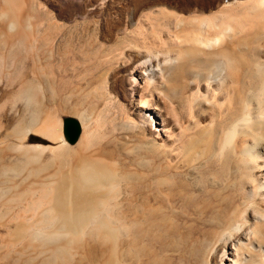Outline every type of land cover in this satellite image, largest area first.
<instances>
[{
	"label": "rangeland",
	"instance_id": "rangeland-1",
	"mask_svg": "<svg viewBox=\"0 0 264 264\" xmlns=\"http://www.w3.org/2000/svg\"><path fill=\"white\" fill-rule=\"evenodd\" d=\"M6 1L0 0V23L7 10ZM201 4V0L26 1L25 10L31 23L40 22L43 27L48 26L46 33L44 31L36 35L27 44L0 43V50L3 52L0 55V264H112L113 261V264H118L122 262V241L125 239L123 243L128 246L135 238L133 233L138 234L137 243L141 244L143 241L144 247H151L155 253L154 258L149 259L150 255L143 256L144 264L230 262L232 243L229 242L226 246L229 259L222 257L226 239L229 237L231 242L237 240L243 231L248 230V225L240 223L221 239L210 241L206 236L207 229L212 225L210 217L202 214L197 205L179 201L176 193L180 183H185L189 190L195 192L205 190L207 186L204 187L203 182L206 177H214L213 174L221 168L227 157L231 158L230 163L237 158L247 159L239 139H247L250 143L256 140L257 145L260 142L264 144V8L262 14L253 11L247 21H233V32L242 36L239 44H233L239 56H243L236 66L240 67L239 70L236 67L229 68L227 77L229 74L230 77H226V81L221 77L223 75L208 80L196 76L198 72L206 73L210 70L209 63L204 60V50L208 46L193 37L191 40L179 24L181 17H191L194 21L196 16L210 17L218 13L216 9L203 8ZM196 20L197 23L189 21V26L195 24L194 27H197L199 20ZM220 21L218 20L221 25ZM206 22L212 26H208ZM206 22L202 35L215 28L214 23ZM57 28L62 30L58 36ZM227 44L231 46L232 43ZM259 49L262 50L261 59L254 54ZM168 52L172 53L171 56ZM142 56L151 60L159 71L156 70L155 74H151L149 70L137 71L136 61ZM234 68L235 72L228 73ZM168 79L171 83L175 81L173 85L170 83L172 86L168 84ZM216 79H220L219 83ZM212 81L216 83L213 84ZM144 102L149 106L151 115L146 119L147 124L143 123L140 114V105ZM64 115H74L84 121L79 138L72 144L63 137ZM218 121L223 123L217 124ZM137 125L145 128L147 125V130L144 132ZM131 134L144 135L145 138L144 146L130 149L129 162H133L132 157L142 155V159L146 160L142 167L164 165L170 169L171 166L170 173L177 178H172L161 188V197L168 201L170 207L169 214L161 222L167 220L163 223L165 230L161 235L156 233L158 230L153 234L144 230L143 233H148L147 236L139 226L132 232L127 231H131L128 226L133 220L130 217L131 220L119 217V211L124 206H130L129 201L125 200V179L120 181L121 170L114 171L113 175L111 173L106 176L107 179H103L110 183H103L105 181L102 180L98 186L94 181L85 183L83 176L76 171L81 166L79 155L94 152L104 144L114 145L119 140H125L134 146ZM27 146L40 148L36 156L24 153L23 147ZM219 156L221 157L218 158ZM259 156L252 157L251 162L264 163V157ZM134 163L137 164L135 160ZM131 167L134 168L135 165ZM176 169L180 170L177 172ZM116 174L119 176L115 177ZM181 176L186 179H181ZM89 200H100L98 206L105 213L92 214ZM86 201L90 205L84 208L83 203ZM120 201L122 204L126 201L125 205H121ZM248 204L243 218L252 219L254 215L264 214L263 203L258 199L251 200ZM75 206L78 210L81 207L84 211L90 210L93 216H107L108 220L103 219L109 224V228L103 225V219L91 216L90 212L84 214L87 216L84 220L74 214L63 217L53 214L54 209L62 211L67 207L66 210L70 211ZM123 220H129V224L124 221L125 227ZM113 228L116 231L118 228L122 230L123 232L118 230L122 236ZM108 231L118 236L110 235ZM249 231L258 238L264 235V228L262 233H252L251 229ZM106 233L112 239H108L109 235ZM127 235L128 238H124ZM119 237L121 241L117 240ZM202 243L205 248L209 247L205 256L198 246ZM113 244L115 248L121 247V250L116 248L119 251H109ZM117 253H120L119 257L116 256ZM106 256H109L108 259ZM139 257L134 259L135 264H143L139 263ZM161 259L164 260L160 261ZM131 262L127 259L124 264Z\"/></svg>",
	"mask_w": 264,
	"mask_h": 264
},
{
	"label": "bare ground",
	"instance_id": "bare-ground-1",
	"mask_svg": "<svg viewBox=\"0 0 264 264\" xmlns=\"http://www.w3.org/2000/svg\"><path fill=\"white\" fill-rule=\"evenodd\" d=\"M27 0H7L5 3L8 4L7 10L5 12L4 18L2 23H0V43H4L7 42L8 44H15L18 42H23V43H29L32 42V40L35 38L36 35H40L41 33H43L45 31L46 33V27L48 26H44L43 27V23L38 22V24H33L31 23V19L30 17L26 14V10H25V3ZM203 2V4H201L203 6V8L205 9H216L218 13H215L214 15L210 16V17H202V16H196L193 19H195L194 21H196L195 23H197L198 19V24L197 27H194L195 24H193V26H189V21H193L191 19V17H181L179 18V24L180 26L182 25L183 30L188 34L187 36H190L191 40L192 37L198 41V42H205L206 45L208 46L206 48V50H204L206 56L203 58L204 60L207 61L208 64V68L210 69L208 72L206 73H201L198 72L196 74V76L198 75L199 77H204L208 78V80L214 78L217 75H223L221 77L224 78V80L226 79V77L228 76L227 71H229V68H233L238 66V62L239 59H241V57L243 56H239L238 52L236 51V49L234 48L233 44H239L241 41L242 36H237V34H235L233 31V21H235L236 19L239 21H247L248 18L250 16H252V12L253 11H257L259 14H262L263 8H264V0H214L212 2H209L208 0H201ZM4 2V1H3ZM196 2V1H195ZM152 3V2H151ZM36 9V8H35ZM29 12V11H28ZM39 15V13H38ZM3 16V15H2ZM39 17V16H38ZM44 20V19H43ZM42 20V22H44ZM218 20H221V25L219 24ZM163 21V20H162ZM166 21V20H165ZM164 21V22H165ZM193 21V23H194ZM208 21L210 23H214V26L212 28H214V31H209L207 32L205 35H202V31H203V27L205 22ZM167 22V21H166ZM37 23V22H36ZM163 23V22H162ZM169 23V22H168ZM207 23V22H206ZM250 23V22H249ZM248 23V24H249ZM257 23V22H255ZM208 25V23H207ZM210 25V24H209ZM208 25V26H209ZM252 25V24H251ZM212 25H210L211 27ZM247 26V25H246ZM258 26V25H257ZM50 27V28H49ZM48 28L51 30V26H49ZM59 27V26H58ZM163 27V26H160ZM221 27V28H220ZM210 28V29H212ZM259 28V27H258ZM57 36L61 34L62 30L57 28ZM49 30V31H50ZM184 32V33H185ZM51 33V32H50ZM249 34V32H246ZM245 33V34H246ZM182 34V33H181ZM180 34V35H181ZM204 34V33H203ZM46 35V34H44ZM48 35V34H47ZM182 36V35H181ZM247 36V34H246ZM47 37V36H46ZM185 37V36H184ZM259 38V37H258ZM188 40V39H187ZM186 40V41H187ZM248 40V39H247ZM185 41V40H184ZM231 42V46L228 45L227 43ZM247 42V41H245ZM1 43V44H2ZM261 43V42H260ZM259 43V44H260ZM0 44V45H1ZM6 44V43H5ZM262 45V44H261ZM249 46V45H248ZM33 47V46H32ZM189 47V46H187ZM191 47V46H190ZM194 47V46H193ZM199 47V46H198ZM197 47V48H198ZM250 47V46H249ZM255 47V46H254ZM196 48V49H197ZM261 48V46H260ZM182 49V48H181ZM200 49V48H199ZM240 49V48H239ZM35 51V50H34ZM178 52L180 50H177ZM176 51V52H177ZM182 51V50H181ZM35 53V52H34ZM169 53V52H168ZM186 53V52H185ZM184 53V55H185ZM246 53V52H245ZM3 52L0 50V55H2ZM36 54V53H35ZM34 54V55H35ZM172 53H169L168 55H170ZM183 54V53H180ZM188 54V53H186ZM195 54V52H194ZM203 54V52H202ZM257 55V57L259 59H261L262 57V50H258V53H255ZM18 55V54H15ZM38 55V54H36ZM197 55V54H196ZM255 55V56H256ZM171 56V55H170ZM195 56V55H194ZM254 56V57H255ZM187 57V56H186ZM196 57V56H195ZM240 57V58H239ZM251 57V56H250ZM177 58V56H176ZM181 58V57H180ZM174 59V58H173ZM190 59V58H189ZM166 60V59H165ZM176 60V59H175ZM197 60V59H195ZM258 60V59H257ZM264 60V59H263ZM181 61V60H180ZM180 61H176V62H180ZM202 61V60H201ZM243 61V60H242ZM242 61L241 65H242ZM137 71L139 69L141 70H149L151 72V74H155L156 70H158V67L155 68V65L152 63L151 60L146 59L144 56L140 57L137 61ZM175 62V63H176ZM199 62V61H198ZM197 62V63H198ZM182 63L184 64V61H182ZM206 63V65H207ZM171 64V63H169ZM168 64V65H169ZM201 64V63H200ZM249 64V63H247ZM165 65V64H164ZM164 65H162L164 67ZM177 65V64H176ZM202 65V64H201ZM205 65V66H206ZM185 66V65H184ZM199 66V64H198ZM174 67V66H173ZM180 67V66H179ZM183 67V66H182ZM186 67V66H185ZM197 67V66H196ZM166 68V67H165ZM199 68V67H198ZM202 68V67H201ZM237 70H239L238 67H236ZM194 69H196L194 67ZM162 70V69H161ZM167 70V69H166ZM165 70V71H166ZM182 71V69H180ZM159 71V70H158ZM235 72V68L234 70H230ZM242 71V70H241ZM172 72V71H171ZM180 72V71H178ZM204 72V71H203ZM232 72V73H234ZM173 73L176 72L174 71ZM171 73V74H173ZM166 74V73H164ZM170 74V73H169ZM166 74V75H169ZM241 74V72H240ZM186 75V74H185ZM232 75V74H231ZM153 76V75H152ZM192 76V75H191ZM239 76V75H238ZM263 76V75H262ZM167 77V76H166ZM178 77V76H177ZM201 77V78H202ZM220 77V76H219ZM230 77V74H229ZM227 77V79L229 78ZM240 77V76H239ZM170 78V77H169ZM179 78V77H178ZM187 78V76L185 77ZM235 77H232V79ZM164 79V78H163ZM176 79V78H175ZM182 79V78H181ZM189 80V78H187ZM191 79V78H190ZM198 79V77H197ZM203 79V78H202ZM260 79V78H259ZM180 80V79H179ZM199 80V79H198ZM218 80V79H216ZM220 80V79H219ZM219 80L216 81L219 83ZM222 80V79H221ZM170 80L168 79L167 82H169ZM192 81V80H191ZM194 81V80H193ZM226 81V80H225ZM225 81H223L224 86H225ZM166 82V83H167ZM175 82V81H174ZM172 82V83H174ZM206 82L208 83V81L206 80ZM205 82V83H206ZM211 82V81H210ZM215 82V83H216ZM221 82V81H220ZM236 82V81H235ZM233 83L234 85H236V83ZM165 83V84H166ZM171 82H169L168 84L170 86H172L170 84ZM185 83V82H184ZM192 83V82H191ZM213 83V81H212ZM213 83V84H215ZM244 83V82H243ZM156 84V83H154ZM166 84V85H168ZM260 84V83H259ZM202 85V84H201ZM209 85V84H208ZM165 86V85H164ZM163 86V88H164ZM176 86V85H175ZM231 86V85H230ZM159 87V86H157ZM167 87V86H166ZM165 87V88H166ZM186 87V86H185ZM209 87H212L211 85ZM226 87V86H225ZM233 87V86H232ZM245 87V86H244ZM177 88V87H176ZM182 88V86H181ZM184 88V87H183ZM182 88V89H183ZM230 88V87H229ZM234 88V87H233ZM263 88V87H262ZM156 89V88H155ZM178 89V88H177ZM239 89V88H238ZM245 89V88H244ZM264 89V88H263ZM167 90V89H166ZM176 90V89H175ZM189 90V88H188ZM181 91V90H180ZM183 91V90H182ZM186 91V90H184ZM239 91V90H238ZM177 92V90L175 91ZM195 92V91H194ZM234 92V91H233ZM235 93V92H234ZM238 94V93H237ZM199 96V95H198ZM197 97V96H196ZM215 98V97H213ZM240 98V97H239ZM243 98V97H241ZM254 98V97H253ZM252 98V99H253ZM246 99V97L244 98ZM200 100V99H198ZM215 100V99H213ZM237 100V99H236ZM256 100V99H255ZM240 101V100H239ZM248 101V100H247ZM264 101V99H263ZM195 102V101H194ZM226 102V101H225ZM224 102V103H225ZM242 102V100L240 101ZM237 103V102H236ZM264 103V102H263ZM196 104V103H195ZM209 104V103H208ZM141 106V113L142 114V121L143 123L145 122L146 124L147 122V118H149V106L147 105V103H143ZM194 106V105H193ZM210 106V105H209ZM236 106V105H235ZM223 107V106H222ZM221 107V108H222ZM261 107V106H260ZM211 108V107H210ZM218 108V107H217ZM227 110V109H226ZM194 111V109H193ZM240 114V113H239ZM235 116V115H234ZM192 117V116H191ZM235 118V117H234ZM238 118V117H237ZM151 119V118H150ZM190 121V120H189ZM213 121V120H212ZM84 121H81L82 127H84L83 125ZM223 123V122H222ZM221 123V124H222ZM217 124H220V122L218 121ZM220 124V125H221ZM136 125V124H135ZM144 125V124H143ZM206 125V124H205ZM212 125V124H211ZM215 125V124H213ZM238 125V124H237ZM141 130H143L144 132L147 130V125L146 128L145 126H139L137 125ZM197 127V126H196ZM231 127V126H230ZM240 127V126H239ZM145 128V129H144ZM221 128V127H220ZM224 127H222L223 129ZM235 128V127H234ZM199 129V128H198ZM204 129V128H203ZM202 129V130H203ZM219 129V126H218ZM226 129V128H225ZM214 130V129H213ZM220 130V129H219ZM249 130V129H248ZM212 131V130H211ZM229 131V130H228ZM243 131V130H242ZM231 132H233V129L231 130ZM239 132V131H238ZM245 132V131H244ZM249 132V131H248ZM134 133V132H133ZM235 133V132H234ZM241 133V132H240ZM243 133V132H242ZM250 133V132H249ZM251 134V133H250ZM254 134V133H253ZM227 135V134H226ZM225 135V136H226ZM241 135V134H240ZM246 136H250L245 134ZM133 139H131L132 141H135L134 146L130 145L127 141H122L118 142V143H114V145L112 144H104L102 145L100 148L96 149L94 152H89L88 154H83L82 156H80L79 160L81 161L80 163V167H78L77 164V170L78 172H80V174L83 176V180L85 181V183L90 181H94L95 185L98 186V184L103 180V179H107L106 176L107 175H113V173H115L114 171L117 172V170H121L120 174H121V180L120 181H124L122 179H125V189L123 187H121V189L123 188L125 190L126 196H125V200L127 199V202L129 201V207L127 205L126 206H120L119 207H123L121 210L119 208V217H123V218H131L133 221H131L130 225L128 226V228L131 230H127L128 232H132L136 226L139 228L142 227L140 230L143 231H147L149 234L152 232V234L154 233L155 230H158V232H156L157 234L161 235L163 234V229L165 230V223L166 221H164L163 223V217L166 216L169 210V203L168 201H165L163 197H161V188L162 186H164L165 184H167L170 180H172V173H170L172 170V167L170 166V169H167V166L161 165V166H153V167H149V168H144L142 166H145L144 163H146V160L144 161V159H142V155L136 156V157H132L133 158V162L132 160H130L129 162V151L130 149L132 150L133 148H137V147H141L144 143V135H139V134H131L130 135ZM242 136V135H241ZM240 136V138H241ZM128 137V136H127ZM229 137V136H228ZM238 137V136H237ZM244 137V136H242ZM253 137V136H252ZM250 138V137H249ZM230 139V138H229ZM228 139V140H229ZM237 139V138H236ZM256 139V138H255ZM91 140V139H90ZM240 143H241V149L242 152L244 154L247 155V159H235L233 160V163H230V157L225 158L224 162L222 163V166L220 169H218L214 175V177L209 178L208 176L205 179V182H203L204 187L207 186V188H205V190L203 191L202 189L199 190V192H195L194 190H189L188 186H186L185 183H180L178 186V193H176L181 202H183L184 204L187 203V201L191 202V204L193 205H197L199 207V211L202 214L207 215L208 217H210V221L212 222V225L209 229H207V233L206 236L208 238V240L212 241L214 240V242L216 240H218V238L221 239V237H224V235H226V233L234 226L238 225V224H242V223H246L248 225V230L243 231L242 235L235 241L231 242L232 240H228L229 237L226 239V245L225 247L222 249V257L224 258H228L227 257V244L230 242L232 243V250L230 252L231 258L229 259L230 262H228L227 264H264V235H261V238L259 237H255L253 236V234H250L249 229H251L252 233L253 232H259L262 233V228H264V214L263 215H254V217L252 219H245L243 218L244 215L247 212L248 209V202L254 199H258L260 202L263 203V208H264V163H262L261 161L258 163L255 162H251V158L252 157H256L258 154L260 156L264 157V144H258L255 143V141L253 143H250L247 139L241 138L239 139ZM238 142V139L236 140ZM235 141V142H236ZM114 142V141H113ZM112 143V142H111ZM263 143V140H262ZM236 144V143H235ZM114 146V147H111ZM144 146V145H143ZM222 146V145H221ZM24 148V153L28 154L29 156H36L37 154V150L39 147L37 146H27V147H23ZM232 148V147H231ZM40 149V148H39ZM141 154H143L141 152ZM205 154V153H204ZM222 154H224L222 152ZM230 154V153H229ZM136 155V154H135ZM132 156V155H131ZM259 156V157H260ZM221 156H219L218 158H220ZM258 157V158H259ZM262 157V158H263ZM135 158V159H134ZM236 158V157H235ZM171 159V158H170ZM264 159V158H263ZM134 160L137 162V164L134 163ZM178 160V159H177ZM261 160V159H260ZM149 161V160H148ZM222 161V159H221ZM259 161V160H258ZM264 161V160H263ZM162 162V161H161ZM75 163V162H74ZM78 163V162H77ZM193 163V162H192ZM131 164V165H130ZM135 165L134 168H132V165ZM162 164V163H160ZM176 164V163H175ZM220 164V163H219ZM173 165V164H171ZM221 165V164H220ZM195 166V165H194ZM199 166V165H198ZM71 168L73 167L70 166ZM138 167V168H137ZM217 167V166H216ZM67 168V167H66ZM219 168V167H218ZM61 169V168H60ZM74 169V168H73ZM213 169V168H212ZM211 169V170H212ZM62 170V169H61ZM170 170V171H168ZM175 170V169H174ZM180 170V169H179ZM178 170V171H179ZM214 170V169H213ZM216 170V169H215ZM177 171V169H176ZM177 171V172H178ZM183 171V170H182ZM57 172V171H56ZM64 172V171H63ZM75 172V171H74ZM77 172V173H78ZM60 173V172H59ZM209 173V172H208ZM56 174V173H55ZM79 174V173H78ZM119 174V173H117ZM116 174L115 177H118ZM207 174V173H206ZM205 174V175H206ZM210 174V173H209ZM177 175V174H175ZM184 175V174H183ZM212 175V176H213ZM70 176V175H69ZM105 177V178H104ZM109 177V176H108ZM112 177V176H111ZM185 177V175L183 176ZM182 176L180 177L181 179H184ZM211 177V176H210ZM113 178V177H112ZM179 178V181H180ZM188 178V177H187ZM82 181V178H80ZM177 180V178H175ZM186 179V178H185ZM184 179V180H185ZM195 179V178H194ZM69 180V179H68ZM105 181V182H103ZM103 183L109 182L106 180H103ZM65 182V181H64ZM171 182H176V181H171ZM185 182V181H184ZM110 183V182H109ZM107 183V184H109ZM116 183V182H115ZM45 184V182H44ZM94 184V183H93ZM106 184V185H107ZM170 184V183H169ZM168 184V185H169ZM195 184V183H194ZM60 185V184H59ZM112 185L114 186V183H112ZM111 185V186H112ZM120 185V184H119ZM122 185V184H121ZM74 186V185H73ZM110 186V187H111ZM118 186V185H117ZM47 187V186H46ZM53 187V186H52ZM61 187V186H60ZM95 187V186H94ZM43 188V187H42ZM54 188V187H53ZM59 188V187H58ZM65 188V187H63ZM89 188V187H88ZM102 188H104V184L102 186ZM106 188V187H105ZM113 188V187H112ZM117 188V187H116ZM171 188V187H170ZM195 188V187H194ZM202 188V187H201ZM90 189V188H89ZM111 189V188H110ZM109 189V190H110ZM174 189V188H173ZM177 189V188H176ZM103 190V189H102ZM106 190V189H105ZM123 190V191H124ZM170 190V189H169ZM172 190V188H171ZM60 191V190H59ZM63 191V190H62ZM118 191V189H117ZM120 192V190H119ZM161 192V193H160ZM172 192V191H171ZM174 192V191H173ZM63 193V192H62ZM109 193V192H108ZM107 193V194H108ZM122 193V192H121ZM121 193H120V197H121ZM99 195V193L97 194V196ZM109 195V194H108ZM124 195V194H123ZM168 195V194H167ZM163 196V194H162ZM92 197V196H91ZM167 197V196H166ZM58 198V197H56ZM115 198V197H114ZM119 199V195L117 197ZM122 199V197L120 198V200ZM186 199V200H185ZM177 200V199H176ZM84 201V200H83ZM90 204H92V207L90 204H87V201L85 203H83L84 208L87 205H90L89 208H91L92 210V214L94 213H98V212H104L99 208V204H100V200H98L96 202V200H89ZM119 201V200H118ZM171 201V200H170ZM178 201V202H179ZM72 202V201H71ZM126 202V201H125ZM125 202L123 203L125 205ZM121 205H123L121 203V201L119 202ZM158 203V206H157ZM103 204V202H102ZM76 207V206H75ZM28 208V207H27ZM57 208V207H56ZM67 207H65L64 210L60 211L59 209H54L53 210V214H55V216H60L63 217L64 215L66 216H72L77 215L81 220L85 219V216L87 215L86 212L88 211H84L82 210L83 207H81L82 209L78 210V207H76L75 209H72L70 211H68L69 209L66 210ZM80 208V207H79ZM39 209V208H38ZM87 209V208H86ZM100 209V211L98 210ZM24 210V209H23ZM113 210V209H112ZM264 210V209H263ZM49 211V210H48ZM97 211V212H96ZM107 211V210H106ZM118 211V210H117ZM116 211V212H117ZM171 211V210H170ZM90 215L93 216L91 214V211L89 210ZM88 212V213H89ZM108 212V211H107ZM113 212V211H110ZM173 212V211H172ZM264 212V211H262ZM261 212V213H262ZM99 213V214H100ZM105 213V212H104ZM86 214V215H84ZM108 214V213H107ZM113 214V213H112ZM105 215V214H104ZM110 215V214H109ZM116 215V214H115ZM174 215V214H173ZM52 216V215H51ZM77 216H75L76 218H78ZM89 216V215H88ZM96 214L93 216L95 217ZM74 217V218H75ZM87 217V216H86ZM90 217V216H89ZM96 217L103 219V218H107V216L101 215L100 217L97 215ZM110 217V216H108ZM118 217V216H116ZM118 217V218H119ZM171 217V216H170ZM52 218V217H51ZM59 218V217H58ZM66 218V217H65ZM71 219H73V217H70ZM78 218V219H79ZM129 218V219H130ZM167 218V217H166ZM165 218V219H166ZM46 219V218H45ZM67 219V218H66ZM130 219V220H131ZM104 220V219H103ZM108 220V218H107ZM177 220V219H176ZM69 221V220H68ZM74 221V220H73ZM120 221V220H119ZM122 221V220H121ZM120 221V222H121ZM123 220V227L125 223H128L129 220H127V222ZM25 222V221H24ZM70 222V221H69ZM77 222V221H76ZM103 225L109 228V224H107V222L102 221ZM60 223V222H59ZM129 224V223H128ZM92 225V224H91ZM122 225V223H121ZM126 225V224H125ZM177 226V224H175ZM113 226H110V228ZM115 227V226H114ZM21 228V227H20ZM54 228V227H53ZM120 228V226H119ZM118 228V230H119ZM176 228V227H175ZM174 228V229H175ZM115 232H117L118 235H120V232L122 231H116L115 228H113ZM113 229H111L113 231ZM110 230V229H109ZM110 230V231H111ZM19 231V230H18ZM41 232V231H40ZM106 232V231H105ZM123 232V231H122ZM126 232V231H125ZM127 232V234H128ZM264 232V231H263ZM109 233V231H108ZM106 233V235L108 234ZM147 233V234H148ZM155 233V234H156ZM181 233V232H180ZM105 234V233H104ZM110 235H115V234H111ZM108 234V235H109ZM145 234V233H143ZM145 234V235H147ZM256 234V233H255ZM16 235V234H15ZM74 235V234H73ZM95 235V234H94ZM108 237V239H112V236ZM117 235V236H118ZM125 235V234H123ZM137 235L136 233H133V236L135 238L132 239V242L129 244L128 246L125 245V243H123V241H125L124 238H128L127 236H124V240L122 241V251L120 258L122 259V262H118V264H124L127 262V259L130 260L131 263H134V259H136V257H139L141 259L142 263V259L145 257V255H150L148 256V258L150 259L151 257L154 258V252L153 249L151 247H144L145 245H143V241L141 244L137 243ZM11 236V235H10ZM70 236V235H69ZM100 236V235H98ZM116 236V235H115ZM113 237V240L115 241L116 237ZM122 236V234L120 235ZM129 236H131V234L129 233ZM148 236V235H147ZM156 236V235H155ZM31 237V236H30ZM34 237V236H33ZM95 237V236H94ZM140 237V236H139ZM143 237V236H142ZM22 238V237H21ZM50 238V237H49ZM57 238V237H56ZM80 238V237H79ZM132 238V236H131ZM161 238V237H160ZM107 239V240H108ZM121 241V238H117V240ZM162 239V238H161ZM28 240V239H27ZM54 240V239H53ZM142 240V239H141ZM149 240V239H148ZM159 241V240H158ZM193 241V240H192ZM209 241V242H210ZM71 242V241H70ZM107 242V241H106ZM119 242V241H116ZM128 242V241H127ZM141 242V241H140ZM208 242V243H209ZM111 243V242H110ZM109 243V244H110ZM152 243V242H151ZM120 244V243H119ZM118 244V245H119ZM149 244V243H148ZM174 244V243H173ZM196 244V243H195ZM211 244V243H210ZM88 245V244H87ZM108 245V244H107ZM115 244H113L112 249H109L114 251V250H121L119 247H116L118 249L115 248L114 246ZM116 245V246H118ZM147 245V244H146ZM110 246V245H109ZM108 246V247H109ZM148 246V245H147ZM150 246V245H149ZM199 246V250L200 252H203L202 254H206V252L208 251L209 247L205 245H203V243ZM45 247V246H43ZM60 247V246H59ZM107 247V246H106ZM105 247V248H106ZM153 247V246H152ZM162 247V245H161ZM52 248V247H51ZM50 248V249H51ZM115 248V249H113ZM163 248V247H162ZM198 248V247H197ZM55 249V248H53ZM64 249V248H63ZM57 250V249H55ZM62 250V249H61ZM89 250V249H88ZM105 250V249H104ZM118 250V251H119ZM157 250V249H156ZM160 250V249H159ZM147 251V252H146ZM158 251V250H157ZM45 252V250H44ZM106 252L107 249H106ZM115 252V251H114ZM156 252V251H155ZM96 253V252H95ZM101 253V252H100ZM160 253V252H159ZM159 253L157 255H159ZM63 254V253H62ZM108 254V253H106ZM58 255V254H57ZM118 253L116 254V256H118ZM210 255V254H209ZM144 256V257H143ZM205 256V255H204ZM67 257V256H66ZM93 257V256H92ZM107 257V256H106ZM109 257V256H108ZM107 257V259H108ZM117 257V258H118ZM110 260H113L112 257H110ZM114 258V257H113ZM119 258V259H120ZM158 258V257H157ZM156 258V259H157ZM162 258V257H160ZM138 259V258H137ZM109 260V261H110ZM118 259H116L117 261ZM126 260V261H125ZM164 259H161L160 261H162ZM107 261V262H109ZM125 261V262H124ZM114 262V261H113ZM112 262V264H113ZM124 262V263H123ZM152 261H150L151 263ZM159 262V261H158ZM157 262V263H158ZM167 262V261H166ZM68 263V262H67ZM102 263V262H101ZM129 263V264H131ZM136 263V262H135ZM134 263V264H135ZM162 263V262H161ZM165 263V261H164ZM171 263V262H170ZM169 263V264H170ZM197 263V262H196ZM104 264V263H103ZM117 264V263H116ZM128 264V263H127ZM138 264V263H137ZM144 264V262H143ZM156 264V262H155ZM222 264H224V262L222 261Z\"/></svg>",
	"mask_w": 264,
	"mask_h": 264
},
{
	"label": "water",
	"instance_id": "water-1",
	"mask_svg": "<svg viewBox=\"0 0 264 264\" xmlns=\"http://www.w3.org/2000/svg\"><path fill=\"white\" fill-rule=\"evenodd\" d=\"M81 132L82 124L79 118L74 115H64L62 117V133L68 143L76 142Z\"/></svg>",
	"mask_w": 264,
	"mask_h": 264
}]
</instances>
